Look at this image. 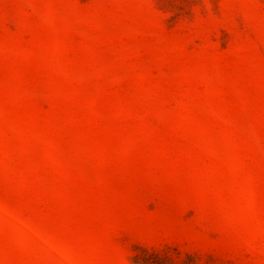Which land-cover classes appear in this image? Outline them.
Wrapping results in <instances>:
<instances>
[{
  "label": "rangeland",
  "instance_id": "rangeland-1",
  "mask_svg": "<svg viewBox=\"0 0 264 264\" xmlns=\"http://www.w3.org/2000/svg\"><path fill=\"white\" fill-rule=\"evenodd\" d=\"M0 264H264V0H0Z\"/></svg>",
  "mask_w": 264,
  "mask_h": 264
}]
</instances>
